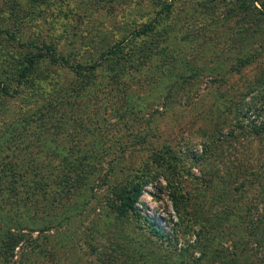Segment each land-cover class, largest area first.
<instances>
[{"label": "rangeland", "instance_id": "obj_1", "mask_svg": "<svg viewBox=\"0 0 264 264\" xmlns=\"http://www.w3.org/2000/svg\"><path fill=\"white\" fill-rule=\"evenodd\" d=\"M163 2L0 0L4 49L68 61L0 66V264H264V0ZM157 11L164 35L101 58ZM158 151L184 166V223L167 172L136 206L167 240L111 210Z\"/></svg>", "mask_w": 264, "mask_h": 264}, {"label": "trees", "instance_id": "obj_2", "mask_svg": "<svg viewBox=\"0 0 264 264\" xmlns=\"http://www.w3.org/2000/svg\"><path fill=\"white\" fill-rule=\"evenodd\" d=\"M154 2L157 4H162L161 8L165 4L164 2L160 3V0H154ZM172 9L173 7L171 4L170 7L166 6L164 7V9H162V12L163 11L166 12L170 10L169 11L170 13L167 15V17L165 18L164 16L165 21H163V23H165L168 26H170L171 24L170 20L173 15ZM159 13L160 12L157 11L155 16L153 15L154 17L150 20V22L144 24L140 30L131 32L129 35H126L121 40L120 46L125 43H130V47H131L130 51L129 50L126 51L129 52V54L125 53V51L122 49L119 50L118 48L119 45H118L114 49H111L108 53L102 55L101 58L105 59V58L113 57L115 59V62H121L119 61L120 58H118L117 56V53L121 52V54L125 58L124 60L127 61L129 57H131L132 55L131 53L133 52L138 53L140 52V50L143 49L142 48L143 44L147 42L149 45L148 38H152L151 36L160 37L161 35H164L167 29L163 23H160L159 21L160 18L156 17L157 15H159ZM262 17H264V13L262 14ZM26 25H30V24H26ZM7 33L11 34L7 28L2 27L0 29V35ZM33 46H35V43H33ZM58 48H60V45L59 44L56 45V43L54 42H52V44L49 45H44V51H45L44 54L38 53L35 56L36 60H34V58L25 59V57L19 59L18 56L16 57V55L12 53V51H8L0 45V66L6 67L5 71H7V69L10 70V74L7 75V79L9 82H12L13 74L16 76L18 82H26L28 80V75H29V73L27 72L33 70L36 62L40 59L49 57L52 63H57L58 61L60 62L61 60L64 64L66 65L68 64V61L65 57L61 55L59 56L56 55L57 51L61 49ZM12 62H17V64L20 65L22 69H18V68L16 69L15 66L12 65ZM22 64L24 65L22 66ZM1 84L2 82H0V88H2ZM164 172H167L169 174L170 179L167 177L165 178L167 182L170 184L169 188H172L170 198L174 203V208H176L178 216L182 219V222L184 223L186 210L189 209L187 202L185 200L186 199L185 195L182 193V190L184 188L182 183L184 166L180 164L177 166L176 162L170 159V156L168 155V151L165 152L158 151L153 153L146 161L140 164V166L132 173L131 177L125 183L122 189L114 190L116 192L114 193V195H112L113 201L111 203V210L115 213V216L117 218H125L126 216L127 217L130 216L136 220L140 229L146 230L149 232L150 235L152 234L153 236H157L162 240H167L169 236L166 235L164 231H162L160 228H158L154 220L141 214L136 206L143 192L144 187L151 181H154L157 175L164 174ZM171 175L172 177H174L173 179V181H175L174 185L172 184L171 181ZM81 187L82 185L80 183H76L71 187L67 186V189L70 188L79 189ZM15 246L16 245H13L12 243H10V245H2L0 250L3 251L2 253L3 255L12 256V251ZM180 256L183 257L182 254H180ZM175 263L182 264L181 261H177Z\"/></svg>", "mask_w": 264, "mask_h": 264}]
</instances>
